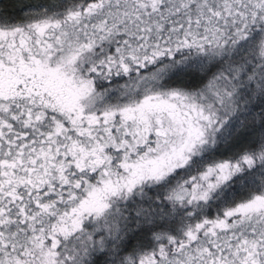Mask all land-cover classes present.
<instances>
[{"label":"snow or ice","instance_id":"snow-or-ice-1","mask_svg":"<svg viewBox=\"0 0 264 264\" xmlns=\"http://www.w3.org/2000/svg\"><path fill=\"white\" fill-rule=\"evenodd\" d=\"M0 264H264V0H0Z\"/></svg>","mask_w":264,"mask_h":264}]
</instances>
